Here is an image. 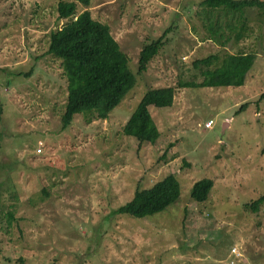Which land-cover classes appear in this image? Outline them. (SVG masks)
<instances>
[{"label": "rangeland", "instance_id": "1", "mask_svg": "<svg viewBox=\"0 0 264 264\" xmlns=\"http://www.w3.org/2000/svg\"><path fill=\"white\" fill-rule=\"evenodd\" d=\"M60 1L107 24L135 73L142 46L164 35L107 119L76 114L65 129L68 81L46 53L67 22ZM202 1L0 0V264H264V202L249 205L264 194V10L246 8L242 43L219 47L206 25L227 32V20L196 13ZM238 51L256 54L243 86H178L203 80L196 59ZM165 86L176 88L173 103L149 105L159 137L139 144L124 125L147 88ZM169 173L181 183L177 202L142 219L114 214ZM204 177L212 189L194 201Z\"/></svg>", "mask_w": 264, "mask_h": 264}, {"label": "trees", "instance_id": "2", "mask_svg": "<svg viewBox=\"0 0 264 264\" xmlns=\"http://www.w3.org/2000/svg\"><path fill=\"white\" fill-rule=\"evenodd\" d=\"M80 1L89 6L90 0ZM200 5L202 11L200 8L196 10L199 15L203 12L206 17L222 15L227 20L225 25L227 32L219 28V20L216 21V27L206 25L207 38L216 42L219 47H225L229 42L237 43L245 38L248 29L243 12L246 8L264 10L263 0H203ZM75 9L76 4L73 1L58 2L57 18L59 21L67 22L62 28L49 33L46 49L47 54L62 60L68 81V95L61 117L63 129L72 123L76 114H82L88 123L96 119H107L110 112L136 86V76L147 69L150 60L158 54L164 44V35L145 43L139 51L135 73L131 67L130 57L112 35L110 27L95 20L89 9L74 15ZM220 26L222 27L221 24ZM255 58L256 54L253 52L238 51L225 52L223 56L214 53L196 59L193 66L201 68L200 75L203 76V80L180 81L178 86L183 88L242 86ZM30 74L31 69L24 75ZM174 92L176 88L173 86L147 88L124 125V133L135 137L139 144L143 142L155 144L159 130L152 119L149 105L170 106L173 103ZM257 99H264V90L259 93ZM246 105L247 102H244L239 109ZM212 186L211 178L197 180L190 190L191 199L197 202L207 200ZM180 196L181 183L176 175L169 173L153 182L150 187L136 188L133 197L113 212L115 215L125 214L142 219L165 210L177 202ZM262 202L264 194L249 205L257 210L256 205ZM12 218V214H8L9 226ZM237 259L230 255L231 261L235 262Z\"/></svg>", "mask_w": 264, "mask_h": 264}, {"label": "built area", "instance_id": "3", "mask_svg": "<svg viewBox=\"0 0 264 264\" xmlns=\"http://www.w3.org/2000/svg\"><path fill=\"white\" fill-rule=\"evenodd\" d=\"M213 124H214V121H213L212 119H208V120H206V121L203 123V126H204V128H205L206 130H209V129L212 128Z\"/></svg>", "mask_w": 264, "mask_h": 264}, {"label": "crops", "instance_id": "4", "mask_svg": "<svg viewBox=\"0 0 264 264\" xmlns=\"http://www.w3.org/2000/svg\"><path fill=\"white\" fill-rule=\"evenodd\" d=\"M237 43L241 44V43H242V40H239V42H237ZM237 43H233V45H235V44H237ZM242 86H243V85H242ZM238 87H241V86H238Z\"/></svg>", "mask_w": 264, "mask_h": 264}]
</instances>
